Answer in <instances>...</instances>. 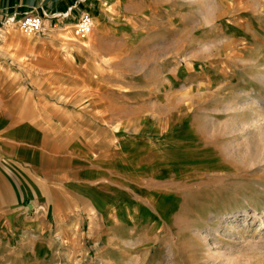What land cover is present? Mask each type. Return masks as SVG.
I'll return each mask as SVG.
<instances>
[{
  "label": "rangeland",
  "instance_id": "1",
  "mask_svg": "<svg viewBox=\"0 0 264 264\" xmlns=\"http://www.w3.org/2000/svg\"><path fill=\"white\" fill-rule=\"evenodd\" d=\"M210 4L100 0L87 40L42 47L6 26L64 142L29 176L0 162V264H264V14Z\"/></svg>",
  "mask_w": 264,
  "mask_h": 264
},
{
  "label": "crops",
  "instance_id": "2",
  "mask_svg": "<svg viewBox=\"0 0 264 264\" xmlns=\"http://www.w3.org/2000/svg\"><path fill=\"white\" fill-rule=\"evenodd\" d=\"M99 2L100 0H0V35L6 32V17L12 14L21 17L29 10L38 14L44 11L59 16L44 21V33L37 35L40 37L38 42L42 44L38 45L44 46V41L57 42V39L45 38L53 25H73L81 13L96 18ZM66 12L67 16H62ZM20 33L13 30L15 40H11L9 36L7 40H0V162L8 160L12 169L29 176L35 171L34 168L41 165L43 159H49L50 141H64L59 137L60 132L48 124V120L32 116L30 91L26 85L27 62L23 61L28 42L22 40ZM14 80H22L21 91H18L19 83ZM60 149L65 153L63 143Z\"/></svg>",
  "mask_w": 264,
  "mask_h": 264
},
{
  "label": "built area",
  "instance_id": "3",
  "mask_svg": "<svg viewBox=\"0 0 264 264\" xmlns=\"http://www.w3.org/2000/svg\"><path fill=\"white\" fill-rule=\"evenodd\" d=\"M67 14L68 13L66 12L62 16H67ZM58 16V14H51L44 11L38 14L32 10H29L21 17H17L15 14L6 17L4 24L6 26L17 25L19 29L26 35H40L44 33V21H46V19L53 20ZM75 21L76 22L72 25V31L75 37L80 41L87 40L94 27L93 18L89 14L81 13Z\"/></svg>",
  "mask_w": 264,
  "mask_h": 264
},
{
  "label": "clouds",
  "instance_id": "4",
  "mask_svg": "<svg viewBox=\"0 0 264 264\" xmlns=\"http://www.w3.org/2000/svg\"><path fill=\"white\" fill-rule=\"evenodd\" d=\"M250 7L253 11L264 14V0H250ZM221 11V0H211V4L207 7L203 20L205 22H215ZM209 47L205 46L203 51L205 53L209 52Z\"/></svg>",
  "mask_w": 264,
  "mask_h": 264
},
{
  "label": "bare ground",
  "instance_id": "5",
  "mask_svg": "<svg viewBox=\"0 0 264 264\" xmlns=\"http://www.w3.org/2000/svg\"><path fill=\"white\" fill-rule=\"evenodd\" d=\"M233 1V0H232ZM104 4V3H103ZM232 6H233V4H232ZM105 8L103 9V13L101 14V16L102 15H104V12H105ZM97 19L98 18H95L94 20H96L97 21ZM45 28V27H44ZM240 48H246V44H244L243 46H241ZM258 81V82H260V83H262V84H264V74H260V75H258V76H253V78H251V79H249V78H247V81H249V83H252L251 81ZM246 96H249V104L250 105H253V103H254V101H257V102H262L261 101V99H259V98H256V95H252V94H249V93H247L246 94ZM252 102V103H251ZM264 103V102H263ZM248 104V105H249ZM258 122H259V119H258V117L256 116V120L254 121V123H251L248 127H250V128H255L257 125H258Z\"/></svg>",
  "mask_w": 264,
  "mask_h": 264
}]
</instances>
